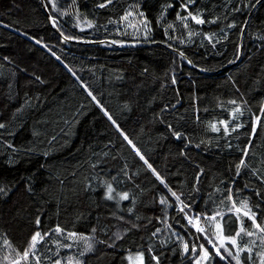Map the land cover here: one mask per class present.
<instances>
[{
	"label": "trees",
	"instance_id": "trees-1",
	"mask_svg": "<svg viewBox=\"0 0 264 264\" xmlns=\"http://www.w3.org/2000/svg\"><path fill=\"white\" fill-rule=\"evenodd\" d=\"M45 3L0 0V264H196L172 192L264 264V0Z\"/></svg>",
	"mask_w": 264,
	"mask_h": 264
},
{
	"label": "snow or ice",
	"instance_id": "snow-or-ice-1",
	"mask_svg": "<svg viewBox=\"0 0 264 264\" xmlns=\"http://www.w3.org/2000/svg\"><path fill=\"white\" fill-rule=\"evenodd\" d=\"M189 2H192V0H189ZM101 7H104V5H101ZM189 16H191V13H189ZM178 18H179V17H178ZM192 19L196 20L197 23H204L203 20H198V19H196V17H192ZM93 99H95V98L93 97ZM233 103H234V102H233ZM237 111H239V109H237ZM109 118L111 119V117H109ZM222 123L224 124V127H225V133L227 134V122H222ZM2 127H4V125L0 124V128H2ZM212 127H213V130H214V131H219V129L216 128L215 125H213ZM233 130H235V129H233ZM177 135H179V133H177ZM125 138H126V137H125ZM129 143H131V141H129ZM141 158L143 159V157H141ZM241 164H243V161H241ZM149 167H151V166L149 165ZM110 191H111V189H110ZM172 195L175 196L176 194H175V193H172ZM123 198H124V199H127V194H125ZM177 199H179V197H177ZM162 203H163V201H162ZM245 207H246V205H245ZM239 211H240V209H237V212H239ZM243 215H244L245 217H248L249 219H251V220L253 221V223H254V226H255L256 228H260V225H259V224H255V215H254V214H251L250 211H245V212L243 213ZM197 219H198V218H197ZM211 219L214 220L215 217H213V218H211ZM36 223H37V225H39V223H40L39 219H37ZM216 227H217V228H221V225L217 224ZM198 230L201 231V232L204 231V229H202V228H200V229H198ZM55 231H56V232H61L62 230L59 228V226H57V228L55 229ZM240 231H241V232H244L245 229H244L243 227H241ZM261 231H264V229H261ZM239 234H240V233L238 232L237 235H239ZM246 234H247V235H252L251 232H247ZM45 235H47V234H45ZM69 235L72 236V237H75V236H76L75 233H71V234H69ZM43 239H44V236L41 235V233H40L39 231L36 232V233L31 237V241H30L29 249H27V250L23 253V258H24V259H27L28 255H29V252L33 251V250L36 248L37 244H38L40 241H42ZM228 239H230L231 242H232L233 244L236 243L235 238H231V237H230V238H228ZM7 243H8V242L5 241V244H7ZM68 247H70V245H68ZM88 248L90 249V248H91V245H89ZM185 250H187V245H185ZM216 251H217V254L219 255V249H217ZM249 251H251V250L249 249ZM33 254H34V252H33ZM208 256H209V253L207 252V250H205V251H204V258L207 259ZM15 264H19V261L15 262ZM37 264H39V258H37ZM56 264H60V261H57ZM77 264H79V262H77ZM141 264H143V260H142V258H141ZM237 264H239V260H237Z\"/></svg>",
	"mask_w": 264,
	"mask_h": 264
},
{
	"label": "rangeland",
	"instance_id": "rangeland-1",
	"mask_svg": "<svg viewBox=\"0 0 264 264\" xmlns=\"http://www.w3.org/2000/svg\"><path fill=\"white\" fill-rule=\"evenodd\" d=\"M172 193H174V192H172ZM171 193V194H172ZM173 196V198L175 199V200H177L176 199V196H174V195H172ZM178 197H179V195H178ZM180 198V197H179ZM178 201V200H177ZM178 203H179V201H178ZM177 203V204H178ZM180 206V205H179ZM169 208H170V204H169V206H168ZM180 207H182L181 209L185 212V214H186V217H187V215L189 214V215H191V212H189V210L188 209H186V208H184L183 206H180ZM237 209H240V208H237ZM240 211H241V209H240ZM206 224V223H205ZM217 224H219V225H221V223H220V221L219 220H214L213 222H212V225H213V227H215V231L217 232V237H215L216 238V240L218 241V243L219 244H221V246H224V245H226L228 242L229 243H231V244H233L232 242H231V240L230 239H228V237H225V236H223L222 235V231H221V228H217L216 227V225ZM206 225H208V224H206ZM166 226V225H165ZM169 229L167 228V227H165V231H168ZM163 232L164 231H160L159 233L160 234H163ZM207 236H208V234L207 235H204V237L205 238H207ZM232 238H234V237H232ZM236 240V239H235ZM235 247H236V250L233 252V253H230L231 254V256L232 255H236L237 253H239L240 252V248H239V246H238V244H237V240H236V243L235 244H233ZM238 248V249H237ZM205 250H207V252L209 253V256H208V258L207 259H205L204 258V251ZM33 252H35V249L33 250V251H31V252H29V255L31 254V253H33ZM211 254H212V252L210 251V249H209V247L208 246H206V247H203V249H202V251H201V253H200V255H199V257L196 259V264H207V262H208V260H209V258H210V256H211ZM28 255V256H29ZM223 255H224V258H222V259H225V261L227 262V263H229L228 262V253H223ZM24 258H23V256H22V259L21 260H19V264H21V261L23 260ZM143 260V259H142ZM74 261V259L73 258H66V259H63V260H61L60 261V264H75V262H73ZM15 262H17V261H11L9 264H15ZM130 264H141V258L138 256V257H136V260H131L130 261Z\"/></svg>",
	"mask_w": 264,
	"mask_h": 264
},
{
	"label": "built area",
	"instance_id": "built-area-1",
	"mask_svg": "<svg viewBox=\"0 0 264 264\" xmlns=\"http://www.w3.org/2000/svg\"><path fill=\"white\" fill-rule=\"evenodd\" d=\"M176 194V193H175ZM176 199L178 197V195L176 194ZM179 203H178V201ZM175 200L180 206L184 205L183 201L181 200V198ZM189 210V212H191V215H187L186 217V221L187 223L193 227L195 230H197L198 232L202 233L203 235H206L207 232V226L204 224L203 222V216L199 213H196L194 210H192L190 207L187 208ZM198 218V219H197ZM204 229L203 232L199 231L198 229ZM208 247L214 252V255L216 257L219 258H224L223 257V253H222V249L221 246H219L214 240L208 238ZM217 249H219V255L217 254Z\"/></svg>",
	"mask_w": 264,
	"mask_h": 264
},
{
	"label": "water",
	"instance_id": "water-1",
	"mask_svg": "<svg viewBox=\"0 0 264 264\" xmlns=\"http://www.w3.org/2000/svg\"><path fill=\"white\" fill-rule=\"evenodd\" d=\"M41 3H42V5H43L44 10H45V12L47 13V15L50 16V12H49V9H48V7H47V5H46V3H45V0H41ZM252 12H253V10H252ZM252 12H251V14H252ZM251 14H250V16H251ZM250 16L248 17V20H247V22H246V24H245L244 32H243V36H244V33H245V29H246L247 23H248V21H249V19H250ZM55 29L59 32L60 35H62V33L59 31L58 28L55 27ZM62 38H63V40H65V41L72 42V40L66 39L63 35H62ZM113 44H114V43H113ZM154 44H157V42H151V41H146V42H145V41H141V42H133V41H131V42H124V43H120V44H114V45L124 47V46H146V45H154ZM161 44L166 45V44H164V43H161ZM166 46H167L169 49H171V50H173V51L179 53V51H178L177 49H174V48H172V47H170V46H168V45H166ZM242 46H243V39H242ZM242 52H243V47H242L241 53H242ZM241 57H242V56L239 57V59H238V61H237L236 63H234V64H232V65H230V66H233V65L237 64L238 62H240ZM230 66L224 67L223 69H226V68H228V67H230Z\"/></svg>",
	"mask_w": 264,
	"mask_h": 264
},
{
	"label": "crops",
	"instance_id": "crops-1",
	"mask_svg": "<svg viewBox=\"0 0 264 264\" xmlns=\"http://www.w3.org/2000/svg\"><path fill=\"white\" fill-rule=\"evenodd\" d=\"M220 221V223H221V220H219ZM224 236V235H223ZM228 238H230V237H228ZM232 238V237H231Z\"/></svg>",
	"mask_w": 264,
	"mask_h": 264
}]
</instances>
